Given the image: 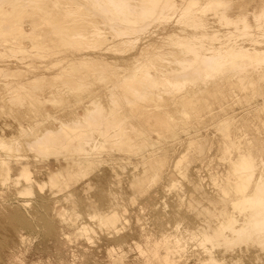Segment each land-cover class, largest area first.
Wrapping results in <instances>:
<instances>
[{
	"label": "bare ground",
	"instance_id": "1",
	"mask_svg": "<svg viewBox=\"0 0 264 264\" xmlns=\"http://www.w3.org/2000/svg\"><path fill=\"white\" fill-rule=\"evenodd\" d=\"M0 120L14 216L49 186L79 235L117 233L126 208L95 206L91 175L140 164L131 204L161 185L197 220L136 243L143 264H264V0H0Z\"/></svg>",
	"mask_w": 264,
	"mask_h": 264
},
{
	"label": "rangeland",
	"instance_id": "2",
	"mask_svg": "<svg viewBox=\"0 0 264 264\" xmlns=\"http://www.w3.org/2000/svg\"><path fill=\"white\" fill-rule=\"evenodd\" d=\"M11 123V120L7 121V124H10H6L7 128L5 125L3 127L1 123L0 131L5 128L6 133L11 132L9 126L12 129V125H14ZM101 164L100 167L95 168L91 175L92 188L88 194L96 202L94 203L95 206L99 208L106 209L117 203L126 208L125 217L127 221L123 223L119 232L111 233L94 227L95 232L92 234L91 240L79 235L73 224L62 222L64 220L59 214L53 213L54 211L57 212L54 203L57 199L61 200V193L51 195L52 190L49 186L41 188L42 191H39L38 187H34L33 196L26 198L28 205L24 207L25 209L23 208L24 217L20 218L14 216V213L8 208L9 206L11 208L15 203L9 201L10 199L5 196L6 193H0V199L8 201L2 202L0 200V264H143L136 243L145 247L149 241L159 238L160 233L170 232L177 222L181 221L185 226L192 225L194 221H197L196 218H193V213L187 211L184 206L178 207L175 203L174 192L163 190L161 185L152 188L146 192L147 194L139 195L136 202L131 204L128 199V194L133 192L128 187L130 173L135 169L140 172L139 170L142 168L140 164L138 169L128 166L127 170L123 171L124 175H121V183L119 184H117L109 163ZM198 174L200 177H206L203 179L204 187L206 191L212 193L213 188L209 185L206 171L201 169ZM44 177L38 176L40 180H43ZM183 184L182 188H187L184 190L185 192L191 190L189 184L186 182ZM73 189L72 192H75V197L78 198L79 202L81 201L80 204L77 202L79 205L75 206L79 210V215H82H78L77 223L82 222L93 226L92 221L87 217L89 209L86 207L88 205L87 199L85 200L84 197L85 194L81 193L82 191L78 187ZM152 192L154 194L156 192L157 195H152ZM61 202L64 207H70L66 202ZM164 202L167 204L166 208H164ZM3 203L6 208H4ZM139 205H144L145 209L142 211ZM176 205L178 209H176ZM197 252L198 250H192L189 253L186 259L188 264L200 262L196 255ZM241 262L243 264L255 263L246 260L245 257Z\"/></svg>",
	"mask_w": 264,
	"mask_h": 264
}]
</instances>
